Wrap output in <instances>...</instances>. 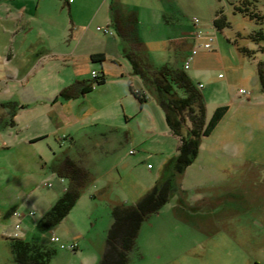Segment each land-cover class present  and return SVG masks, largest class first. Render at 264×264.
<instances>
[{
  "label": "rangeland",
  "instance_id": "374dc122",
  "mask_svg": "<svg viewBox=\"0 0 264 264\" xmlns=\"http://www.w3.org/2000/svg\"><path fill=\"white\" fill-rule=\"evenodd\" d=\"M121 1L126 8L138 13V33L153 64H168L183 69L194 85L197 82L203 84L205 89L201 92L206 101L207 119L217 106H229L212 136L205 140L211 146L212 155H209L204 142L195 164L186 169L181 179L171 181L168 202L142 224L129 256V264H192L191 252L199 240L196 230L202 225L200 221L193 223V217L183 220V215L198 214L200 218L214 213V227L222 232H219L217 240L223 238L229 244L226 231L243 229L257 235L256 218H262L264 214V92L260 90L257 79V65L264 60V0H258L254 6L240 3L243 13L237 9L236 13L226 10L228 5L223 0L228 26L222 30L215 29L211 22L217 0ZM90 12L83 9L78 16L88 19ZM193 17L199 20L203 30L214 33L212 49L215 44V50L220 55L216 68L206 73H196L192 62L188 69L184 68L192 49L176 41L184 31H194L191 24ZM99 19L91 32H96V26H105L99 23ZM1 42L0 36V45ZM199 43L201 41L196 46ZM122 61L126 73L131 74L128 61L125 58ZM99 65L94 64L93 69L99 72ZM2 69L0 64V75ZM218 74H221L220 78ZM246 76L248 81H245ZM131 78L132 86L140 89L139 77L131 75ZM87 80H92L91 76ZM106 81L102 86L95 84L93 91L83 97L89 110L82 129L77 125L71 134L60 131L35 146L23 145L19 138H11L13 133L15 137L13 130L4 132L6 142L14 150L0 158V208L8 214L13 209L24 214L34 212V216L26 218L21 225L19 238L54 249L55 255L48 264H98L112 223L111 205H132L145 194L141 193L143 190L148 186L152 188L156 182L153 176L158 172L157 153L161 148L165 151L170 147L169 140L157 135V121L144 112H149L147 102L140 112L138 102L129 95L126 84ZM240 90L249 92V95L242 94ZM13 91L5 89L0 94V101L8 94H13L14 99L25 96L26 101L29 100L27 95L30 93L22 92L19 87ZM152 102L162 115L156 100L152 99ZM86 125L89 127L84 129ZM106 126L115 130L110 131ZM27 128L31 127L20 121L17 132L26 134ZM78 129L81 130L76 132ZM113 135H118L119 139H116L117 143L114 141V150L108 151L107 144ZM71 138L77 140L71 141ZM54 153H57L56 158L64 155L88 164L93 180L66 220L39 234L35 224L49 206L51 194L59 188L58 176L51 174L46 165L42 167ZM148 165L153 169H148ZM48 183L51 187L44 186ZM177 214L181 219H177ZM8 225L7 234H12L10 226L13 230L14 219ZM52 234L59 237L65 249L51 243ZM68 245L74 249L68 250ZM223 245V241L214 245L211 264L221 263L217 261L218 249H223ZM232 251L234 257H239L238 251L234 248ZM253 258L264 263L263 253ZM0 264H16L8 240L2 236Z\"/></svg>",
  "mask_w": 264,
  "mask_h": 264
},
{
  "label": "crops",
  "instance_id": "0c3cea01",
  "mask_svg": "<svg viewBox=\"0 0 264 264\" xmlns=\"http://www.w3.org/2000/svg\"><path fill=\"white\" fill-rule=\"evenodd\" d=\"M61 1H63V4H61ZM222 2L223 0H217L218 5L213 8L215 13L211 19L212 25L217 17L220 15L224 16L225 11ZM226 2L228 5L226 10L236 13V9L240 6V3H245L246 5L248 3L254 6V3L258 2V0H226ZM110 4L111 0H0V36L2 37L0 45V64L3 67L0 75V94L2 95L5 89L7 91H12V89H14L15 91L16 87H19L21 91L26 94L30 93V95H27L29 97L28 101L30 102L26 101L27 99L25 96L14 99L13 94L4 96V98H2L3 100L0 101V158L7 155L9 151L11 152L14 150L8 145V140L4 135V132L8 130L16 132L15 137H13L14 133L12 136L9 134L11 138H19L23 145L35 146L44 141L46 142L50 136H55L60 131H67L68 134H71L73 133V127L77 125H80L82 129L85 115H87L89 110V106L83 101L85 95H78L69 100H62L57 97L61 90L76 82L93 81L92 72L96 73L97 79L104 77L105 83L107 82L106 80H108L128 86V80L130 79L133 83L131 78L132 73H126L122 61V58L125 57L121 40H118V35L111 25ZM83 9L91 11V15L88 19L78 16L79 12ZM98 18H100L99 23H103L105 26H96L95 31L97 27H108L114 33L113 36H108L97 31V33L91 32V28L94 23H97L96 21ZM137 19L138 23H140L138 13ZM200 28L203 30L201 25ZM203 31L210 34L213 33L208 30L206 31V29ZM212 35H214V33ZM176 41H178L179 45L188 46L190 50L198 44V40L194 37V31H184ZM215 49L214 44L212 50H201L194 57L192 66L196 73H206L209 69L216 68L218 65L217 63L220 61V55ZM99 54L104 55V60L101 62L92 61L91 56ZM96 63H100L99 72L93 69ZM90 76L92 80H87ZM220 76L221 74H218V78H220ZM246 80L248 81L247 76L245 77V81ZM227 81H229V79ZM105 83L102 85H105ZM139 83V86L142 88L141 80ZM196 87L200 92L201 89H205L201 82H197ZM129 95L134 98L130 90ZM150 97L151 99L146 101V106H148L146 108H148L149 112L146 110L144 112L149 113L152 120L154 119V121H157V129L159 131L156 132L157 135L169 140L170 143L169 149L163 151L161 148L157 153L158 172L153 176L154 181L157 182L161 178L168 161L178 154L180 142L178 138L171 135L165 122L164 113H162L163 116L160 115L157 107L152 102L154 98L152 96ZM249 99L250 97L247 98V100ZM6 103L15 104L16 108L14 115L11 116L9 111L5 108L4 105ZM144 104L141 108L138 102V109L140 112L143 111L145 107ZM227 107L229 110L228 105ZM151 111H153L156 117L152 115ZM206 120H208L207 108ZM20 121L31 127L30 129L27 128L26 134L17 132ZM88 127L89 126L86 125L84 129ZM106 127H108L109 130H115L112 126ZM81 129L76 130V132ZM211 136L212 134L202 139L198 156L192 165L195 164L199 158L201 146L205 140ZM116 139H119L118 135H113V137L109 139L107 144L108 151L115 146L114 141L117 143ZM63 140L64 138L60 139V144L63 143ZM76 140L71 138V141ZM130 140H132L131 136ZM130 142L132 143V141ZM75 144H77V142ZM205 144L209 155H212L210 144L206 142ZM134 146L140 148L139 145ZM70 148H68V150ZM56 154L57 153L53 154L54 159L52 156L49 162L42 166L45 168L46 165L48 171L53 175L55 173L51 171L50 164L56 159ZM82 165L90 172V166H88V164H84L83 162ZM147 167L150 170L153 169V167L150 168L149 165ZM90 175L93 180L91 173ZM66 182L67 180L65 179H58L59 188L51 194L52 200H50V204L45 212L53 206L66 190ZM150 187L151 186H148V188L141 193H146ZM14 211L18 212L16 209H13L8 214L7 211H3V209L0 208V236L3 238L5 237L2 232L7 234L9 221L14 219V223L16 222V218L12 214ZM178 215L179 214H177V219H181ZM192 215L186 214L183 215L182 218L183 220H191L190 217H193V223L200 221L199 224L202 225V227L196 230L199 240L198 243L194 245L191 252L193 253L191 256L194 259L192 264H211L210 257H212L214 252V245L218 244L220 241L224 243L223 249H218L219 259H217V261L219 260L218 262H221L220 264H264L253 258L256 254H264V214H262V218H256L260 221L256 220L257 226L255 227L258 230L256 232L257 235H253L243 229L237 232L226 231L225 236H227V239H225L229 244L224 241L223 238L217 240L218 235L222 232L219 230L217 231L214 227L216 223L214 213H212V215L209 213L204 214L200 216V218L197 217L199 216L198 214ZM26 218L31 217L25 213L21 218V225L25 223ZM65 220L66 219H64V221ZM10 229L12 231L11 226ZM232 248L238 251L236 253L239 257L236 258L233 256ZM216 264L218 263L216 262Z\"/></svg>",
  "mask_w": 264,
  "mask_h": 264
},
{
  "label": "trees",
  "instance_id": "16d2710c",
  "mask_svg": "<svg viewBox=\"0 0 264 264\" xmlns=\"http://www.w3.org/2000/svg\"><path fill=\"white\" fill-rule=\"evenodd\" d=\"M124 5L121 0H111V25L121 40L123 54L130 64L132 75L139 77L142 88L156 100L164 113L171 135L179 139L180 145L178 154L168 161L161 178L136 203L111 205L112 223L107 232L105 250L98 264H129V256L136 245L142 224L168 202L172 190L171 181L182 178L188 166L196 160L202 139L213 133L228 111L227 106H219L206 120V103L200 90L183 69L168 64H153L138 33L137 13ZM237 10L243 13L241 8L238 7ZM213 25L217 30H222L228 23L225 16L220 15ZM91 59L101 62L104 55H92ZM257 79L260 90L264 92V60L257 65ZM104 83V77L76 82L61 90L57 98L69 100L78 95H86L92 92L95 84ZM128 87L142 108L147 100L134 93L137 88L132 86L131 79L128 80ZM4 106L11 116L14 115V103H6ZM82 163L63 155L50 164L51 171L59 178L67 180L68 186L53 206L37 220L35 230L39 234L59 226L92 181L90 172ZM48 185L50 184L45 186ZM29 213L34 214L32 211ZM5 238L9 242L12 259L16 264H48L55 255V250L45 244L13 236Z\"/></svg>",
  "mask_w": 264,
  "mask_h": 264
},
{
  "label": "built area",
  "instance_id": "2783aa9c",
  "mask_svg": "<svg viewBox=\"0 0 264 264\" xmlns=\"http://www.w3.org/2000/svg\"><path fill=\"white\" fill-rule=\"evenodd\" d=\"M72 1V0H69ZM192 25L194 27V37L196 38V40L201 41V43H199V45L195 46L192 51L191 54L187 56V59L185 60L184 63V68L188 69L190 67V63L192 62L193 58L198 54V52H200L201 50H212V46H213V42H214V35L207 33L205 31H203L200 28V22L196 17L192 18ZM97 32H100L102 34L105 35H114V33L112 32V30H110V28L108 27H97L96 28ZM92 78L95 79L97 78V75L95 72H92ZM240 92L242 94H246L249 95V92H246L245 90H240ZM136 93L140 98L144 99V100H148L149 99V94L143 89V88H137V92ZM131 154L133 153V151L130 152ZM50 186V185H48ZM13 216L16 218V222L13 225V233L10 234H6L3 233V236H13L14 238H19L21 236L22 233V227H21V218L24 216V214L20 213V212H14ZM28 216L33 217L34 214L33 213H29ZM50 241L53 243H58L60 244V247L65 249V245L62 244L60 242L59 237H57L55 234H52V236L50 237ZM67 249H74L72 247V245H68Z\"/></svg>",
  "mask_w": 264,
  "mask_h": 264
},
{
  "label": "flooded vegetation",
  "instance_id": "af4514ba",
  "mask_svg": "<svg viewBox=\"0 0 264 264\" xmlns=\"http://www.w3.org/2000/svg\"><path fill=\"white\" fill-rule=\"evenodd\" d=\"M247 200H244L243 202H246Z\"/></svg>",
  "mask_w": 264,
  "mask_h": 264
}]
</instances>
